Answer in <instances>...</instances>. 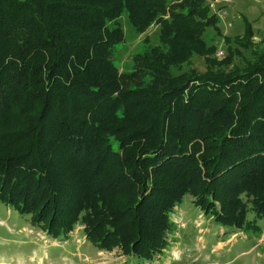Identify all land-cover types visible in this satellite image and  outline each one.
Segmentation results:
<instances>
[{
  "label": "trees",
  "instance_id": "obj_1",
  "mask_svg": "<svg viewBox=\"0 0 264 264\" xmlns=\"http://www.w3.org/2000/svg\"><path fill=\"white\" fill-rule=\"evenodd\" d=\"M124 15L136 32L158 23L161 44L119 71ZM216 21L206 0H0V201L55 238L80 221L96 247L139 260L168 246L185 194L223 227L257 228L264 53L182 67Z\"/></svg>",
  "mask_w": 264,
  "mask_h": 264
},
{
  "label": "rangeland",
  "instance_id": "obj_2",
  "mask_svg": "<svg viewBox=\"0 0 264 264\" xmlns=\"http://www.w3.org/2000/svg\"><path fill=\"white\" fill-rule=\"evenodd\" d=\"M206 2L209 13L217 16L215 25L200 34L202 44L210 50L189 56L183 70L221 68L227 72L251 61L250 49L264 53V0ZM120 23L123 39L116 44L113 58L117 69L126 71L133 65L134 55L147 47L160 46V25L154 22L136 32L125 15ZM246 23L252 28L249 34L244 31ZM204 145L199 142L197 156L207 151ZM119 195L118 199L124 197ZM247 218L253 219L252 211ZM169 219L173 228L165 233L168 246L151 259L139 260L119 245L96 247L86 238L80 221L68 235L55 238L32 223L28 215L0 201V264H264V217L256 221L255 229L223 227L185 194Z\"/></svg>",
  "mask_w": 264,
  "mask_h": 264
}]
</instances>
